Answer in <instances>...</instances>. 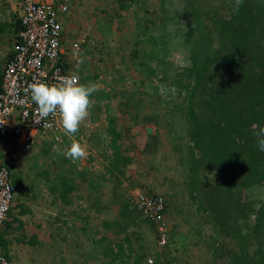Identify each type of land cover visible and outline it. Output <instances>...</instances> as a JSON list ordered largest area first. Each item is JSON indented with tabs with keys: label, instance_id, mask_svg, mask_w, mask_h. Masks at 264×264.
<instances>
[{
	"label": "rangeland",
	"instance_id": "1",
	"mask_svg": "<svg viewBox=\"0 0 264 264\" xmlns=\"http://www.w3.org/2000/svg\"><path fill=\"white\" fill-rule=\"evenodd\" d=\"M19 2L20 0H0V18L3 25L0 30V69L3 64L2 49L8 46L10 38V24L6 22L11 21L15 12L21 15ZM212 2V0H198V6L203 11L208 10L209 7H216L222 15L230 14L231 9L226 4L215 1L224 6L209 5ZM74 3L64 19V44L68 46L69 39L81 38L83 35H87L90 39L96 38V45L87 47L83 45V50L76 53L70 52V56L74 58V62L76 61L74 66L79 68L77 75L80 84H97L99 91L90 97L92 107L89 110V116L82 123L77 134L69 137L67 141L64 140L63 143L55 141V148L58 147L63 153L70 147L72 141L76 140L86 147L88 155L86 159L77 162L70 160L76 166L72 174L76 188L68 194L69 202L60 198L54 200V197L58 195L55 194L56 192L50 193L52 184L43 183L44 181L36 176V172L38 169L49 167L48 160L55 161L57 155L63 156V154H57L54 148L46 153L45 158L40 159L41 137L37 138L38 142L33 146L27 148H21L23 145L18 143L19 139L13 140L17 144L13 159L20 161V177L24 179L25 186L34 184L35 188L33 193L36 198L33 201L29 199V203L33 206V216L30 219L33 225L30 227L44 243L42 248L19 245L15 253L21 254L24 259L28 258L29 264H58L63 255H67V260L70 262L73 254L68 253V249L75 250L74 247H80L86 248L88 254L97 251V254L92 257L100 260L102 254L98 252V246L103 234L108 239L117 241H121L126 234L130 235L131 239L140 235L146 241L147 250L154 251L152 246L157 242L156 236L151 225L145 222L141 215L132 212L135 218L134 224L129 225L125 232L118 235L102 225L104 219L116 220L119 207L123 203L131 205L132 194L136 190L146 191L144 187L150 185L154 188V192L162 194L167 202L166 215L170 218L167 219L170 230L173 225L178 226L177 229L189 235L188 242L191 245L194 244L190 250L185 247V250L179 251H183L184 256L190 252L191 256L196 257V264L219 263L225 257L224 252L233 245V240L231 237H225L224 234L219 236V233L213 239V242L216 241L215 246L208 239L205 242V239L201 241L202 236L210 237L214 227L218 225L213 214H210V220L209 216L206 217L207 213L202 210L204 206H208L204 201L205 193L199 194L200 198L198 196L192 198L189 194L191 185L187 184V173L190 171L185 159L186 155H189L187 152L190 141L187 123L177 112L178 101L172 97L175 90L170 89L168 84L165 86L161 84L164 77H171L173 71L188 64V51L181 46L186 20L179 19L177 24H167L165 29L160 27L162 12L159 0H75ZM167 3L171 15L184 6L180 0H167ZM144 25L155 30V33H167L170 38L168 49L171 53L165 55L170 68L163 69L164 73L160 71L152 73L149 72V67L141 66L142 62L147 61L150 67L155 69L157 63L154 58H148L146 55L153 46L141 42L148 38L147 32L142 36L138 32V29H142ZM99 28H102V31ZM216 45L215 35L211 46ZM87 49L91 52H86ZM162 66L160 65V68ZM129 103H131L130 106ZM110 118L114 119L113 124L122 134V137L118 139L122 147L121 152L131 156L133 163L127 166L124 175L115 174L116 177H113L108 171V166H105L108 161L106 156L114 149L110 145V135L107 132ZM147 138L150 143L157 139L158 145L154 154L148 148L145 150ZM97 145H106V151L102 152L101 147ZM235 147V145L230 147L231 152ZM261 156L264 157V155ZM260 161L263 162L261 159ZM52 166L50 171L56 172L58 167L52 168ZM199 171H201L199 173L201 180L220 184L222 173L216 167L203 168ZM229 173H232L229 180L232 182V194L221 201L219 194L222 196L226 190L225 183L221 182V192L219 190L218 193H213L219 198L217 204L221 201V208L227 209L231 206V200V204L239 200L244 204V215L249 216L252 222L256 219V211L264 210V182L259 180L256 185L240 187L239 181H236L239 174L236 171ZM63 175L70 177L71 173L63 172ZM90 178L92 182L89 184ZM113 178L116 179L113 180ZM96 184L97 186L94 187ZM17 193L15 191L14 200L18 196ZM247 204L251 205L252 211ZM55 216L61 218L56 221L53 218ZM220 217L223 220L224 215ZM237 217V213L231 212V216L225 217L226 222L232 223ZM47 220L55 226L51 232L43 228ZM117 220L119 221L120 218ZM9 240L10 244L17 246L14 236H10ZM133 241L136 246L139 244ZM223 242L226 245H219L220 248H218V244ZM59 250L62 252H58Z\"/></svg>",
	"mask_w": 264,
	"mask_h": 264
},
{
	"label": "trees",
	"instance_id": "2",
	"mask_svg": "<svg viewBox=\"0 0 264 264\" xmlns=\"http://www.w3.org/2000/svg\"><path fill=\"white\" fill-rule=\"evenodd\" d=\"M212 1L209 5L224 6L215 1L226 4L231 9L230 14L224 16L219 9L209 6L208 10H200L198 0H180L184 6L171 15L169 14L171 11H168L167 0H159L162 12L160 27L165 29L167 24H177L179 19L186 20L181 46L188 51V64L173 71L171 77H164L161 80L164 83L160 82L163 86L168 84L170 89L175 90L172 97L178 101L177 112L184 117L187 123L190 141L187 152L189 155H186L185 159L190 171L187 173V184L191 185L189 194L192 198L197 196L200 198L199 194L205 193L204 201L208 206H204L202 210L207 213L206 217L209 216V219L210 214H213L218 225L214 227V232L210 237L202 236L201 241L205 239V242L208 239L211 243L219 233V236L224 234L225 237H231L233 245L226 250L227 252H224L225 257L217 264H264V227H262L264 226V210L256 211V219L250 222L249 216L244 215V204L239 200L232 204L231 200V206L227 209L220 206L222 199L232 194V182L229 181L232 173L229 172L236 171L239 174L236 181H239L240 187L256 185L259 180L264 182V157L261 156L264 152L258 149L256 137L253 135L254 125L264 127V0H244L238 12L234 11L235 0ZM17 22L20 28V20L18 19ZM99 29L102 31V28ZM138 32L140 36L147 32L148 38L141 42L153 46V49L146 55L157 62L155 69L150 67L147 61L142 62L141 66L149 67V72L152 73L153 71L164 73L163 69L170 68L165 59V55L171 53L168 49L170 38L167 33H155V30L148 25H144L142 29L139 28ZM215 35L217 45L212 47L211 41ZM86 52L91 51L86 50ZM160 65H163L162 68ZM63 66L66 69L68 64L65 63ZM195 97L196 101H194ZM128 105L130 106L131 103ZM113 120L110 118L107 132L110 135V145L114 149L106 156L108 161L105 166H108L110 174L116 177L115 174L124 175L127 166L133 163L131 156L121 152L122 147L118 139L122 137V134L116 129ZM48 136H43L41 139L40 159L45 158L46 153L55 148V139ZM148 138L145 142V150L148 148L154 154L158 145L157 139L150 143ZM234 145L236 147L231 152L230 147ZM97 146L101 147L102 152L106 151V145ZM57 156L55 161L48 160L49 167L38 169L36 176L42 179L43 183L52 184L50 193L56 192L55 194L58 195L54 197V200L60 198L69 202L67 196L76 188L75 178L72 175L76 166L64 155ZM3 160L9 170L14 194L17 191L18 196L15 200L13 196L14 205L8 211L6 219L0 224V256L5 258L6 264H29L28 258H22L21 254L18 255L15 251L18 250L19 245L35 248L44 245L30 227L33 225L30 220L33 216V206L29 203V199L33 201L36 198L33 193L35 188L34 184L33 186L32 184L24 185V179L20 177L21 165L18 159ZM51 165H53L52 168L58 167V170L50 171ZM210 167H216L222 173L220 184L223 182L226 186L223 197L219 194L221 201L218 204L217 199L219 198L213 193H218L219 190L221 192V185L199 178L201 172L199 170ZM63 172H70L71 176H65ZM91 182L90 178L89 184ZM96 186L97 184L94 185ZM144 189L148 194L162 195L154 192V188L150 185L145 186ZM247 207L251 209V205L247 204ZM167 209L165 200L163 210L165 230L160 233L152 221L143 217L145 222L151 225L154 236H156L157 242L152 246L154 251L147 250L143 236L138 235L135 239H131L130 235L126 234L121 241H117L108 239L103 234L98 246L102 259L96 260L92 257L97 254V251L88 254L86 248L74 247L75 250L68 249V253L73 254V256L70 255L72 256L70 262L67 260V255H63L58 264H196L197 259L191 256L190 252L184 256L183 251H179L185 250V247L190 250L194 244L191 245L188 242L187 236L189 235L177 229L178 226L173 225L170 230L167 221L170 218L166 215ZM132 212L141 215L132 205L123 203L117 212V219L120 218V220L107 221L104 219L102 225L113 231L115 235L125 232L127 227L135 222ZM231 212L237 213L238 217L234 222L228 223L225 217L231 216ZM47 214L45 215L49 216ZM222 215H224L223 220L220 217ZM53 218L57 221L61 217ZM43 228L51 232L55 226L47 220ZM161 235L165 237L164 243H160ZM10 236H14L17 241L16 247L15 244H10ZM177 236L180 237V241ZM133 240L139 244L136 246ZM212 244L215 246L216 241ZM219 245H226V243L218 244V248H220Z\"/></svg>",
	"mask_w": 264,
	"mask_h": 264
},
{
	"label": "built area",
	"instance_id": "3",
	"mask_svg": "<svg viewBox=\"0 0 264 264\" xmlns=\"http://www.w3.org/2000/svg\"><path fill=\"white\" fill-rule=\"evenodd\" d=\"M74 0H20L21 27L16 31L1 70L0 79V151L4 159L15 158L16 141L21 148L30 147L36 132H54L56 138L63 132L59 116L41 120L37 106L31 100L29 85L36 80L47 84L58 83L61 77L78 75L64 68L63 23ZM82 41V40H81ZM94 44V39L90 40ZM81 42H71L79 49ZM64 133V132H63ZM19 150V149H18ZM17 150V151H18ZM3 158H0V224L14 205V186ZM133 206L152 221L160 233L165 230L163 210L165 200L161 195L137 191ZM165 237L160 236V243ZM151 261V260H149ZM7 261L0 256V264ZM171 264V263H168Z\"/></svg>",
	"mask_w": 264,
	"mask_h": 264
},
{
	"label": "clouds",
	"instance_id": "4",
	"mask_svg": "<svg viewBox=\"0 0 264 264\" xmlns=\"http://www.w3.org/2000/svg\"><path fill=\"white\" fill-rule=\"evenodd\" d=\"M74 2L72 3L71 7H73V5L75 4ZM243 2L244 0H235L234 11L238 12ZM19 20H20V17H19ZM20 27H21V22H20ZM64 34L65 32L63 28V47L65 50V54H63L62 57L64 58V64L67 63L68 64L67 69L70 68L77 74V71L79 70V68L74 66L76 61L74 62V58L70 56V52L76 53L78 51L83 50L82 49L83 45H85L86 47L89 45H96V42H95L96 38L95 37L91 38V39H94V44H91L90 43L91 39L87 35H83L81 36V38L75 37L74 39H69L68 40L69 45L66 46L64 44L65 42ZM75 40H78L81 42V45L79 49L77 50L73 49L70 46L71 42ZM4 61L5 60H3V64L0 69V74H1V70L4 65ZM97 91H99V85L97 84L83 85V84H80V80L78 83L75 77H61L59 79V82L54 83V84H47L39 80H36L35 82L31 83L29 85V92H30L31 100L37 106V112L41 120H45L49 116L58 115L60 118V123L63 129V132H64V133L63 132L59 133V136H58L59 138H56L55 136L56 134L51 131L47 133L36 132L34 134L35 142L32 144V146L36 142H38V139H37L38 137H41V139H43V136L49 135L48 137L54 138L55 141L59 143H63L64 140L67 141L69 137L74 136V134H76L79 131L82 123H84L86 119L88 118L89 110L92 107V101L90 97ZM253 135L256 137V145L258 149L264 152V127H257L254 125ZM55 151L57 152V154H63L65 158L71 160L72 162H77L79 160L86 159L88 155L86 147L76 140H73L70 147L63 153H61V150L58 147L55 148ZM2 157H3V154H2ZM5 159L8 160L7 158ZM137 191H141V190H136V192ZM135 193H133L131 197L132 206H133V200H134L133 197ZM139 213L141 214L142 217H144L141 212Z\"/></svg>",
	"mask_w": 264,
	"mask_h": 264
},
{
	"label": "crops",
	"instance_id": "5",
	"mask_svg": "<svg viewBox=\"0 0 264 264\" xmlns=\"http://www.w3.org/2000/svg\"><path fill=\"white\" fill-rule=\"evenodd\" d=\"M17 10V9H16ZM20 15L17 14V12H15V16L13 18H11V21L8 23L6 22V24H10V31H9V28H8V31L10 33V38L8 40V46L5 48V49H2V61L5 60L6 56H7V52L12 44V40L15 36V33L16 31L18 30V27H19V23L17 22V20L19 19ZM2 18H0V30L1 28H3V25H2ZM4 159V156L2 157Z\"/></svg>",
	"mask_w": 264,
	"mask_h": 264
}]
</instances>
